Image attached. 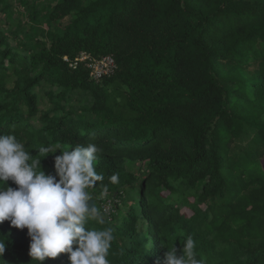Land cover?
Listing matches in <instances>:
<instances>
[{
    "label": "trees",
    "instance_id": "obj_1",
    "mask_svg": "<svg viewBox=\"0 0 264 264\" xmlns=\"http://www.w3.org/2000/svg\"><path fill=\"white\" fill-rule=\"evenodd\" d=\"M82 54L115 74L95 84ZM2 134L46 173L59 151L41 147L99 146L93 199L126 212L102 214L110 264H157L189 235L204 264H264V0H0ZM0 238V264H39L27 229Z\"/></svg>",
    "mask_w": 264,
    "mask_h": 264
},
{
    "label": "clouds",
    "instance_id": "obj_2",
    "mask_svg": "<svg viewBox=\"0 0 264 264\" xmlns=\"http://www.w3.org/2000/svg\"><path fill=\"white\" fill-rule=\"evenodd\" d=\"M39 151L60 152L54 156L53 172L43 171L40 161L32 160L14 134L0 135V224L8 221L12 228L27 229L29 256L39 264L62 253L67 254L69 264H110L115 229L106 226L90 192L103 180L95 167L101 149L88 143L63 151L51 146ZM110 179L115 182L118 177ZM9 181L15 187L8 186ZM89 222L104 227H88ZM5 247L0 238V257ZM195 249L196 242L189 235L179 253L173 246L157 264H204Z\"/></svg>",
    "mask_w": 264,
    "mask_h": 264
},
{
    "label": "rangeland",
    "instance_id": "obj_3",
    "mask_svg": "<svg viewBox=\"0 0 264 264\" xmlns=\"http://www.w3.org/2000/svg\"><path fill=\"white\" fill-rule=\"evenodd\" d=\"M88 58V56L87 55H85V56H83V57H81L80 59L81 60H84V59H87ZM92 63V62H91ZM43 88H44V86H42ZM9 88H12V85H9ZM45 89V88H44ZM108 91H110V92H112V89L109 87L108 88ZM37 93H40L41 94V97H42V99H41V103H40V107H41V109L42 110H48L49 109V107H50V105H49V103H48V101H49V98L46 96V95H44L43 93H44V91L42 90V89H38L37 90ZM53 109H54V107H52V109L50 110V113L53 115ZM35 123H36V125L37 126H40V125H42L41 123H40V121H39V118H37V119H35ZM63 150H69L68 148H63L62 149V151ZM60 154V152H58V155ZM90 192H91V194H92V190L90 189ZM92 196H93V194H92ZM94 201H95V204H94V206L103 214V215H105V216H107V217H111V215L112 214H114V215H117V217L118 218H122V217H124L125 216V214H126V212L125 211H117L116 209H114V205L115 204H118L119 202H120V200L119 199H117V198H113V197H108V198H105V200H104V202H102V203H100L99 201H97V200H95L94 199ZM189 215H191L190 213H188ZM110 220H112L111 218H110ZM112 222H113V220H112ZM143 224V225H142ZM144 227H146V222L145 221H142L141 222V225L139 226V228L140 229H143Z\"/></svg>",
    "mask_w": 264,
    "mask_h": 264
},
{
    "label": "built area",
    "instance_id": "obj_4",
    "mask_svg": "<svg viewBox=\"0 0 264 264\" xmlns=\"http://www.w3.org/2000/svg\"><path fill=\"white\" fill-rule=\"evenodd\" d=\"M87 67L91 72L92 80L100 83L105 78H110L115 74L116 62L112 56L99 59L88 58Z\"/></svg>",
    "mask_w": 264,
    "mask_h": 264
},
{
    "label": "water",
    "instance_id": "obj_5",
    "mask_svg": "<svg viewBox=\"0 0 264 264\" xmlns=\"http://www.w3.org/2000/svg\"><path fill=\"white\" fill-rule=\"evenodd\" d=\"M94 204H95V201H94Z\"/></svg>",
    "mask_w": 264,
    "mask_h": 264
}]
</instances>
